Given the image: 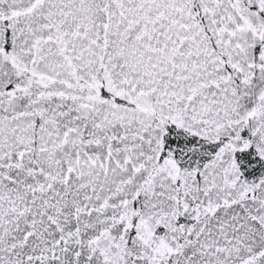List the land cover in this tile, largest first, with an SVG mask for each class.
Instances as JSON below:
<instances>
[{"label": "snow or ice", "instance_id": "6c2138e0", "mask_svg": "<svg viewBox=\"0 0 264 264\" xmlns=\"http://www.w3.org/2000/svg\"><path fill=\"white\" fill-rule=\"evenodd\" d=\"M0 264H264V0H0Z\"/></svg>", "mask_w": 264, "mask_h": 264}]
</instances>
